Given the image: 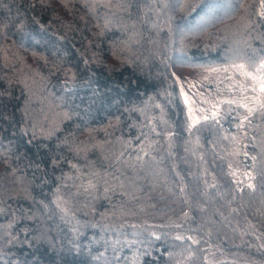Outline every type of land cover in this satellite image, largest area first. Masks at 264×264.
Listing matches in <instances>:
<instances>
[{"label": "trees", "instance_id": "16d2710c", "mask_svg": "<svg viewBox=\"0 0 264 264\" xmlns=\"http://www.w3.org/2000/svg\"><path fill=\"white\" fill-rule=\"evenodd\" d=\"M262 63L264 0H0V264L264 263Z\"/></svg>", "mask_w": 264, "mask_h": 264}, {"label": "rangeland", "instance_id": "374dc122", "mask_svg": "<svg viewBox=\"0 0 264 264\" xmlns=\"http://www.w3.org/2000/svg\"><path fill=\"white\" fill-rule=\"evenodd\" d=\"M203 21L204 20L199 21V23H197V25H195L194 27L198 26V24L202 23ZM194 27L187 26L186 30H192L194 29ZM193 74L195 73L193 72ZM202 77L203 76L199 74V76L193 77V79L188 81V83L182 84V95L187 106V112L191 124H195L200 119L216 113L219 107L216 97H213L211 94L208 95L200 89L199 85L202 86ZM194 78L196 80H194ZM259 82V85L261 86V84L264 83V79H260ZM236 175L240 179H242V177H245L246 179L250 177V173L247 171L237 172ZM239 258L249 264H264L263 262H260L248 255L241 256Z\"/></svg>", "mask_w": 264, "mask_h": 264}, {"label": "snow or ice", "instance_id": "6c2138e0", "mask_svg": "<svg viewBox=\"0 0 264 264\" xmlns=\"http://www.w3.org/2000/svg\"><path fill=\"white\" fill-rule=\"evenodd\" d=\"M261 67H264V63L261 64ZM261 91H264V83L261 84ZM251 109L249 110V113L251 114ZM215 116V114H213ZM248 117H245V120H247ZM251 186V185H249ZM177 239H180L179 237H177Z\"/></svg>", "mask_w": 264, "mask_h": 264}]
</instances>
